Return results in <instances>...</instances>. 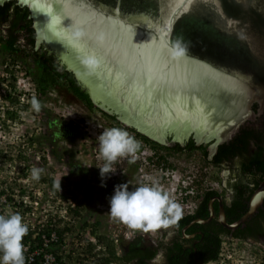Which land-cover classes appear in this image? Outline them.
Listing matches in <instances>:
<instances>
[{"label": "water", "instance_id": "obj_1", "mask_svg": "<svg viewBox=\"0 0 264 264\" xmlns=\"http://www.w3.org/2000/svg\"><path fill=\"white\" fill-rule=\"evenodd\" d=\"M6 1L28 8L37 47L48 46L96 104L151 136L164 140L174 130L183 141L194 133L206 141L216 139L217 146L261 113L251 108L264 105L261 0H219L220 9L228 5L226 20L214 0H200L195 7L186 4L171 23L176 8L172 0H39L48 5L47 11L38 10L31 0L0 3ZM129 19L139 22L131 25ZM77 27L86 33L79 40L73 36ZM101 34L104 39L98 42L95 37ZM177 38L187 45L186 55L173 60L166 46ZM88 54L101 60L95 72L82 63ZM253 126L264 130V113ZM263 197L264 180L239 219L227 223L221 206L218 221L230 230L243 225ZM257 243L263 245V239Z\"/></svg>", "mask_w": 264, "mask_h": 264}, {"label": "trees", "instance_id": "obj_2", "mask_svg": "<svg viewBox=\"0 0 264 264\" xmlns=\"http://www.w3.org/2000/svg\"><path fill=\"white\" fill-rule=\"evenodd\" d=\"M7 24L8 30L5 40H2L4 36L0 33V56L11 58L9 62L14 64L20 62L21 70L25 73L26 78L29 79L31 88L29 91L24 92L25 95L20 97V92H16V86L13 81L8 84L6 89L13 90L14 94L7 93L6 98L9 102L8 108L4 109L3 114L0 112V123L5 124L8 121H16L18 118L17 111L20 109L27 110L32 102L33 98H36L42 105L51 92H58L61 95L62 92L67 91L73 97L77 99L87 110L99 111L104 117L111 120L113 123L117 122L115 114H109L99 103L96 104L89 91L85 88L80 80L77 79L73 71L67 69L65 64H62L56 55L48 49V46L41 44L39 49H35V28L33 26V19L30 16V12L27 7L17 4L15 1H6L0 3V25ZM21 32L24 39L27 41L24 46L20 48V45L16 43V37L12 32ZM15 38V39H14ZM14 53H20L14 57ZM7 61V58L6 60ZM47 114L44 111L43 114ZM56 121V120H54ZM55 124V123H54ZM46 127L51 128V122L46 123ZM5 127H8L5 124ZM49 133L55 136L51 129ZM73 135V134H72ZM52 136L47 139L45 134L37 136H31L32 142L38 140V144H43V140H52ZM71 138V137H70ZM54 143V142H53ZM185 146L191 150L197 148V146L188 139ZM179 144L173 146L174 149H178ZM0 149V173H2L3 166L1 163L6 159V155ZM205 153V151H203ZM22 160L28 158L20 154L18 156ZM42 157V156H41ZM9 159V158H8ZM42 161L45 163L46 158L42 157ZM210 162L214 164L218 171V180L223 182L225 176H221V169L223 166L227 167L228 177L227 193L230 195V199L224 201L223 206L226 215L227 223L235 222L244 214L248 208L247 201L249 200L252 192L257 188L262 180H264V130L257 128L250 124L241 125L238 131L229 139L224 140L218 144L216 151L214 152ZM219 163L221 165H219ZM224 164V165H223ZM41 180H45L44 177ZM52 179L50 180V183ZM0 183L3 180L0 179ZM207 196L200 204V209L194 214V218H200L206 220L208 218V211L205 208ZM217 209V205L215 204ZM76 215L80 212H86L88 216L87 205L84 203L82 206L78 203L75 208H69ZM82 213H80L81 215ZM79 215V214H78ZM80 218L85 220L80 227L86 228L88 223V217ZM192 216L181 218L175 227H182L190 221ZM98 221L93 223V227L96 228ZM91 228L90 232L95 238V242H87L84 252L88 262L85 264H125L127 260L136 255L129 252L128 255L120 256L113 245V241L110 237L104 235H98L97 231ZM68 230L69 228H65ZM200 230L201 233L194 237V240L198 242L195 244L196 251L194 250V264H204L210 261H216L220 254L221 248V235H228L232 238L241 240L256 241L261 238L264 240V197L261 205L258 207L256 213L248 218L243 225H239L237 228L230 230L221 225L215 218H211L208 222L199 223L194 222V232ZM71 231V230H70ZM75 233V231H71ZM77 237H81L79 233L73 234ZM60 238L61 234H57ZM25 240L29 239L28 235H25ZM179 236L174 240V251L180 250ZM140 239H136L135 245H140ZM264 245V241H263ZM99 248V249H97ZM136 250H140L137 248ZM77 264H82L79 260ZM84 264V263H83ZM145 264V263H142ZM177 264V263H173ZM181 264V263H180Z\"/></svg>", "mask_w": 264, "mask_h": 264}, {"label": "rangeland", "instance_id": "obj_3", "mask_svg": "<svg viewBox=\"0 0 264 264\" xmlns=\"http://www.w3.org/2000/svg\"><path fill=\"white\" fill-rule=\"evenodd\" d=\"M39 47L40 45L36 49H39ZM13 55L15 57L18 53H14ZM4 60L5 57L0 56V100L2 98L4 99L3 96L6 97L7 93H11L12 95L16 92H20V89L24 90L25 88H31L29 79L26 78L24 74L14 72L13 74L16 76V78H14L8 73V71L5 70V68L10 69L12 64L8 61V58L7 62H4ZM15 69L18 68L16 67ZM14 80L16 92L13 90L7 92L4 86H8V84L12 81L14 82ZM20 97H22V95ZM8 104L9 102L6 101V106ZM28 106L29 107L25 111L24 109L17 111L18 118L15 123L12 121H8L7 123L5 122L8 127H5V124L0 123V149H2V152L6 155V159L3 163H1V165L3 166L2 170L6 174V182L7 184H10L11 189H9V192L13 193L15 198H18L21 192L25 195L29 193L28 191L30 190L33 194L40 193L41 197H43L41 198L42 204L38 203L36 207L41 211V213L54 212L56 206V211L65 216L66 213L63 209L65 206H68L69 202L72 201L73 204H78L75 200L76 194L79 193L80 189L76 186L78 181L72 180L71 178H63V166L56 165L51 159H46L45 163L47 164L44 165L45 168L43 172L45 175L47 174V176L54 174V188H52V185H48L46 183L43 184L40 182L36 184L35 181L31 179V169L35 167L34 163L37 153V156L47 158V145L45 142L43 145H38V140H34V142H32V137L37 136L38 133L42 132L43 128L47 126V120H51L52 118L53 120H56V122L53 125V130L51 132L55 133V141L58 143V146H67L76 150V152L80 151L77 158H80L83 164H88L93 159L96 161L97 167H99L103 166L105 163L99 151V131L101 127L109 125L113 126V122L104 117L99 111L87 110L67 91L62 92L61 95L58 94L57 91H52L49 97L43 101L41 109L38 112L33 109L32 103ZM44 111H47V114L50 115L48 118L46 117V113L43 114ZM61 129L66 131V133H69L67 139L61 137L63 131ZM58 138H60V140H58ZM20 154L28 159L22 160L18 157ZM167 158L168 163L162 164L161 167L163 169H171L170 167L177 169L178 177H183V180H185L184 184H187V186L191 182V179L199 178V174L202 169L199 167V164H201V158L198 153L190 154L188 156L184 153L175 156L172 153L167 155ZM118 160H121L122 163L135 162L131 156L121 157ZM193 160L194 165L192 164ZM184 168H188V170L185 172ZM203 170L206 175L205 181L216 186L219 174L217 168L207 165ZM154 172L157 177L161 174V171L158 169L156 171H150L149 174L145 175L147 182H156L160 184L161 188L166 190L164 192L169 195L170 199L180 205V198H182L186 193L183 191V189H185L184 186L179 185L177 187V191L174 192L172 189L167 187L166 184L154 181ZM224 176L227 177V173H225ZM59 178L60 189L57 186ZM31 188L35 190L33 191ZM198 189L199 188H194L193 191L196 192ZM59 194H63V196L66 197V200H62L60 197L58 198ZM188 194L191 195L192 191H189ZM78 202L81 206L84 204V200L82 198L81 200L79 199ZM86 205L90 213H92L94 208H96L95 204L91 202ZM182 206V210L185 211L187 208L186 203H183ZM84 221L85 220H80L78 217L67 216L66 219H63V221L60 222V225L62 226L65 223H68L71 231H75L73 234L78 233L79 228V233L82 235L80 238L72 233L68 235V250L72 264H77L78 260L82 264L88 262L86 252H84V250L87 242L94 243L96 241L94 236H92L93 234L89 233L90 229L94 228L93 223L95 221L102 223L101 226L97 225L96 228H94L98 235L101 234L100 231L103 233L106 231L112 232L113 234L114 228L112 229V227L117 226L116 232H123L121 234V242L123 243L126 241L125 236L132 231V229L125 224L117 222L109 217L98 218L97 215H89L87 227L82 228L80 225ZM150 232L154 234V236L158 235L155 231ZM158 239L159 237H157V240ZM205 264H264V246L251 240H239L236 238L226 237L221 243L218 259Z\"/></svg>", "mask_w": 264, "mask_h": 264}, {"label": "flooded vegetation", "instance_id": "obj_4", "mask_svg": "<svg viewBox=\"0 0 264 264\" xmlns=\"http://www.w3.org/2000/svg\"><path fill=\"white\" fill-rule=\"evenodd\" d=\"M8 29L9 28L7 24L0 25V33L2 32L1 34L4 36L2 40L6 39L7 36L5 35V33L7 32ZM12 34L13 36L10 37L13 38L17 36V39L15 38L14 39L16 43L20 45V48H22L24 46V43L26 44L27 42L24 39V36L21 35L22 33L19 32L18 30V32L15 31L12 32ZM37 43H38L37 34L35 31V45H34L35 49L38 45ZM6 58L11 60V58L8 57V55L5 56V60ZM5 60L4 62H7ZM15 63H17V66L21 68V64H19L20 62H15ZM5 70L9 71L8 68H5ZM251 108L254 110L255 113H258L260 110H261L260 114L264 113V105L263 107H261L259 104L254 103L251 106ZM259 115L255 116L253 119L246 120L243 125L245 124L253 125V121L256 118H258ZM49 116L50 115L47 114L46 117L48 118ZM115 116H116L115 119L117 121L116 124H118L121 128L122 126H125L126 130L133 132V134L141 138L143 142L142 146L153 147L151 148L153 150V156L152 159L150 160L152 161L151 165L153 166L151 169L150 166H148L149 164H147V162L145 163L142 159H136L134 160L135 162H128V163L126 162L122 163L121 160H118V162H115L113 165V167L116 168L115 173L108 174V176L104 180L106 186L101 187V177L99 170V167L101 166L97 167V163L93 159L88 164H83L80 158H77L78 153L80 151L76 152V150H73L71 149V147H67V146H58V143L55 141V136H52V134L49 133V129H51L52 131L53 125L56 122L52 118L51 120H47V124L51 122V128L44 127L42 132H40L45 134L47 139H49L52 136V140L50 141L49 140L47 141V139L46 140L42 139L43 143L45 142L47 145L46 159H51L53 163H55L56 165L63 166V171H64L62 174L63 178H67V179L71 178L72 180L78 181V184L76 186H78L80 189H79V193L76 194L75 197V200L77 201L76 203H79L78 200L79 199L81 200L82 198L85 204L91 202L95 204L96 207L94 208L92 213H90V211L87 210L89 212V215L91 216L97 215L98 218H104V217L111 218L108 212L109 198L113 194L115 185L128 182L129 189L131 190L141 184H150L151 182L150 183L147 182L145 175L149 174V172L152 171L154 167L162 168L161 167L162 164H167L168 163L167 155L173 153L175 156H178L179 154L184 153L186 156H188L190 154L198 153L201 158V164H199V167L202 169L201 173L199 174V178L192 179L191 181L192 184H189L187 189H183V191H185L186 193L183 195L182 198H180L181 209H183L182 206L183 203H186V207L189 208V209L186 208L185 211L182 210L181 218L192 216V218L188 223H186L182 227H179V229L178 227L171 225L168 228H161L159 230H156L155 232L158 233L157 236H154V234H152L150 231L145 232L142 230H132L127 236H125L126 237L125 243L121 242L122 241L121 234L123 232H116L117 226L112 227V229L114 228L113 234L112 232L106 231L105 233H103L100 231L101 233L100 235H104L112 239L113 245L120 256L128 255L129 252H131L132 255H134L133 252L134 250L137 252V257L136 255L133 256L131 259L127 260L125 264H142V263L194 264V250L196 251L195 244L198 242L197 240H194V237L197 234L201 233L200 230H196L194 232V222H197L196 220L200 219V218H194V214L198 211V209H200L201 202L205 199V196H207L206 205H205V208L208 211V215H209L207 219L209 221L211 218H215L218 221L220 207L222 206V209L225 214L223 203L224 201L230 199V195L229 193H227L228 188H224L225 186H227V181H228L227 178L225 177L223 182L218 180V183H216L215 186L212 185V183L205 181L206 175H205V171L203 170L207 165L218 168L214 164H212L210 160L214 152L216 151L218 144H220L221 142H217V146L216 145L214 146L216 139L211 138L210 140L206 141L205 139L199 138L194 133H191L188 138H184V140L181 141L180 138H178V136L176 137L175 133L177 131L174 130H171V132L164 135V140H163L162 138L151 136L146 131L140 130L136 125L132 124L131 122L128 121L125 122L121 120L120 118H118L117 114ZM40 133H38V135H40ZM68 136L69 133H66V131L63 130L61 137L67 139ZM188 139H191L192 142L197 146V148L189 150L185 146ZM58 140H60V138H58ZM175 144H179L180 146L177 150L173 148ZM142 149L143 148H141L139 151L141 152ZM203 151H205V153H203ZM37 155L35 157L34 166L40 167L44 170L45 168L44 165H46L47 163H44L42 161V157ZM192 164L194 165V160ZM219 165L221 164L219 163ZM220 169H221L220 173L222 177L224 176L225 173H227L228 175L229 169L227 167L223 166V168ZM187 170L188 168H184L185 172ZM42 177H44L45 180H41ZM41 178L39 181H35V183L37 184L43 181V184L46 183L48 185H52V188H54L53 186L54 174H50L49 176H47V174L45 175L43 172L41 174ZM51 179L52 182L50 183ZM158 186L161 187L160 184H158ZM194 188H199V189L196 192H194L193 191ZM189 191H192L191 195L188 194ZM60 197L63 200H65L64 196H60ZM210 204L213 207L212 215H210ZM215 204L217 205V209L215 208ZM76 206H73L72 208H75ZM70 212L73 214L74 217L77 216L78 218L79 217L84 218L87 216L86 212H80L82 213L81 215L80 213H78L79 215L78 214L76 215L73 211ZM89 215L87 216L88 218ZM225 219H226V215H225ZM101 224L102 223L98 221V226H101ZM178 236L180 237L179 241L181 243L180 244L181 248L180 250L174 251V249L172 248L174 246L173 242ZM157 237H159L158 240ZM226 237L229 236L222 234L220 237L221 241H223V239ZM136 239H140L141 241L140 245H135V243H133L135 242ZM137 248H139L140 250L139 251L136 250ZM158 253H163V258L162 260L157 262L156 257Z\"/></svg>", "mask_w": 264, "mask_h": 264}, {"label": "clouds", "instance_id": "obj_5", "mask_svg": "<svg viewBox=\"0 0 264 264\" xmlns=\"http://www.w3.org/2000/svg\"><path fill=\"white\" fill-rule=\"evenodd\" d=\"M85 35L86 33L79 27H77L73 33V36L74 38H76V40L81 39ZM95 39L98 42H102L104 39L103 34L96 36ZM186 49L187 45L182 41L181 38H177L171 44L166 46L167 55L170 59L173 60H178L185 57ZM82 63L91 73L95 72V70L99 67L101 60L100 58L92 54H88L82 58ZM16 67L18 69H15ZM14 72L25 75L20 67L17 66V63L12 64L11 69H9L8 71V73L12 75V77L16 78V76L13 74ZM13 83L15 84V80ZM4 87L6 89L8 86L6 87L5 85ZM10 90V88L6 89L7 92H10ZM29 90L30 88H25L24 90L20 89V95H25L24 92H27ZM3 97L4 99L2 98L0 100L1 115L4 112V109L8 108L9 106V104L6 106V101L8 99L5 96ZM31 103L34 110H36L37 112L40 111L41 104L36 98H33ZM15 122L16 121H14L13 123ZM109 126L101 127L98 137L99 151L103 160L105 161L103 166L99 167L101 187L106 186L104 180L106 179L108 174L115 173L116 168H114L113 165L121 157L131 156L133 160L142 159L145 163L147 162V164H149L148 166H150V169L153 167L151 165L152 161H150L153 156V150L151 149L153 147L142 146L143 142L141 138L133 134V132L126 130L125 126H122L121 128L118 124H116V122L113 123V126ZM141 148L143 149L140 152L139 150ZM159 168H153V170L155 171L157 169L161 171L159 177H157L156 173L154 172V181H159L162 184H166L167 187L172 189L174 192L177 191V187L179 185H183L184 188L187 189L189 184H192L191 182L188 184V186L187 184H184L185 180H183V177H178L177 169H174L172 167H170L171 169ZM43 171L44 170L40 167H33L31 169V179L34 181H39ZM0 179L3 180V183H0V187L2 188L0 192L13 194L9 192V189L11 188L10 184H7L6 182L7 179L4 171L0 173ZM41 183H43V181H41ZM57 186L60 189V178L57 181ZM31 189L33 191L35 190L33 188ZM164 191L166 190H164V188L161 189V187H159L156 182H152L150 184H141L131 190L129 189L128 182L117 184L114 186L113 194L109 198L108 212L110 214V217L117 222L125 224L132 230H142L145 232L156 231L161 228H168L171 225H175L182 217V209L180 205L170 199L169 195ZM28 192L29 193L25 195L23 194V192H21V194L18 193L19 197L17 199L20 200L19 204L28 205V207L21 212V215L14 212L8 214H0V264H25V249L22 241L29 230L28 225L24 222V220L27 219L25 213L28 211L35 210L37 217L34 219V221L41 219L53 220L56 234H61L62 236L60 238L57 236V243L62 242V240L65 239L67 241L68 235H70L71 233V229L68 223H65L62 226L60 225V222L63 221V219H66L67 216L74 217L69 208L76 206V204H73V202L71 201L69 202L68 206L64 207L63 211L66 213L65 216L56 211V206L54 212L41 213V211L38 210L36 206H34L33 201L41 203V198L43 197H41L40 193L34 192L35 194H33L31 190ZM60 196H63V194H59L58 198ZM64 198L66 200L65 196ZM8 199H14L16 203L18 202L12 196H9ZM24 199L30 200H28L27 202H23ZM60 199L62 198L60 197ZM65 228L69 229L66 230ZM67 244L69 243L67 242ZM67 258V264H72L70 260L69 250L67 253ZM162 258L163 253H158L156 261L158 262L162 260Z\"/></svg>", "mask_w": 264, "mask_h": 264}, {"label": "built area", "instance_id": "obj_6", "mask_svg": "<svg viewBox=\"0 0 264 264\" xmlns=\"http://www.w3.org/2000/svg\"><path fill=\"white\" fill-rule=\"evenodd\" d=\"M1 189L0 187V191ZM9 196L15 198L14 194L0 192V214L14 212L21 215V212L26 209L28 205H20V200L15 198L18 201L16 203L14 199H8ZM28 200L24 199L23 202H27ZM33 203L34 206L38 204L37 201H33ZM25 215L27 219L24 220V222L28 225L29 229L26 234L29 236V239L25 240L24 237L22 241L25 249V264H67L68 244L66 239L57 243L58 237L53 220L41 219L34 221L37 217L35 210L28 211Z\"/></svg>", "mask_w": 264, "mask_h": 264}, {"label": "snow or ice", "instance_id": "obj_7", "mask_svg": "<svg viewBox=\"0 0 264 264\" xmlns=\"http://www.w3.org/2000/svg\"><path fill=\"white\" fill-rule=\"evenodd\" d=\"M24 2L27 3V2H29V0H24ZM31 2H33L35 4V6L37 7V9L40 11H47L48 10V5L40 3L39 0H31ZM172 2L176 3V8L172 13V16H171L169 23H171L175 19L176 13H178L181 9H183L186 4L191 5L192 7H195L200 2V0H179V3H177L176 0H172ZM214 3L217 4V11H218L220 17L226 20L227 19L226 9L228 8V5L225 4V10H222L219 8V0H214ZM261 4H264V0H261ZM129 21H131V23H129ZM127 22L129 24L133 25L135 23H138L139 21L137 19H129ZM229 23H231V22H229ZM50 27H53V25H50ZM128 34H129L128 43H129V45H132L133 40H132V34H131L130 29H129ZM143 47L147 48L146 45ZM183 58H181V59H183Z\"/></svg>", "mask_w": 264, "mask_h": 264}]
</instances>
